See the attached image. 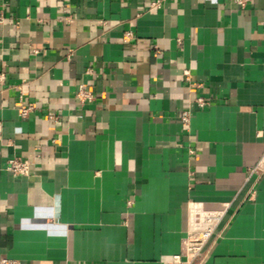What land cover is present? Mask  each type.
I'll return each mask as SVG.
<instances>
[{
	"label": "crops",
	"instance_id": "crops-1",
	"mask_svg": "<svg viewBox=\"0 0 264 264\" xmlns=\"http://www.w3.org/2000/svg\"><path fill=\"white\" fill-rule=\"evenodd\" d=\"M153 1L0 0V258L167 264L226 203L191 264H264V0Z\"/></svg>",
	"mask_w": 264,
	"mask_h": 264
},
{
	"label": "built area",
	"instance_id": "built-area-1",
	"mask_svg": "<svg viewBox=\"0 0 264 264\" xmlns=\"http://www.w3.org/2000/svg\"><path fill=\"white\" fill-rule=\"evenodd\" d=\"M239 8H245V6L252 0H230ZM159 0L150 3L149 9L157 7ZM126 37H130V33H125ZM186 79H189V75L186 72ZM75 97L80 101H90L93 99L92 92L86 89L83 85H79ZM194 104L198 108H202L207 104V101L200 96L194 98ZM32 107H21L19 113L21 117H26ZM49 118L55 119L53 115H49ZM190 119V111L182 110L180 112V122L182 125H187ZM264 167V155L260 161L250 172L263 169ZM5 171L13 176L28 177L30 176V162L27 159L18 157H12L6 160ZM228 205L226 203H204L199 205H193L188 217V225L186 235L182 241V251L180 254L174 255L167 264H191L193 261L198 260L207 245L211 236L214 234L217 226L222 220L224 214L227 211ZM0 264H18L16 261L9 258H0Z\"/></svg>",
	"mask_w": 264,
	"mask_h": 264
}]
</instances>
